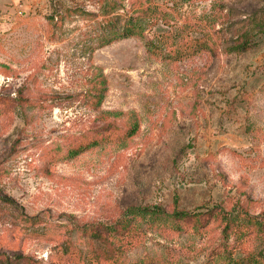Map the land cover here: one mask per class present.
Masks as SVG:
<instances>
[{
  "label": "rangeland",
  "instance_id": "374dc122",
  "mask_svg": "<svg viewBox=\"0 0 264 264\" xmlns=\"http://www.w3.org/2000/svg\"><path fill=\"white\" fill-rule=\"evenodd\" d=\"M100 1L0 0V96L10 99L0 104V264H108L97 230L145 207L220 209L261 226L240 241L219 222L201 232L189 220L145 223L131 261L212 264L230 246L264 254V33L246 52L224 51L264 22V0H144L168 16L151 39L169 31L219 47L184 57L140 38L100 47ZM99 73L96 110L87 91Z\"/></svg>",
  "mask_w": 264,
  "mask_h": 264
},
{
  "label": "trees",
  "instance_id": "16d2710c",
  "mask_svg": "<svg viewBox=\"0 0 264 264\" xmlns=\"http://www.w3.org/2000/svg\"><path fill=\"white\" fill-rule=\"evenodd\" d=\"M100 2L103 15L100 23L102 24V35L98 37L100 47H105L122 39L140 38L145 41L147 49L154 54L163 52L162 55L169 53V55L174 54L177 57H184L204 50L209 51L213 55H218L219 53V47L215 45L214 39H211L210 36L190 38L180 34L181 37H178L169 31H165L163 34L160 32V39H151L147 32L152 30L153 26H158L160 20L166 21L168 17L165 11L160 9L155 3H146L147 1L145 2L144 0H129L130 8L127 9L126 2L128 0H102ZM92 15L95 16L94 14ZM249 25L243 34L238 35L236 39L232 38L233 44H227L224 51L232 54L246 52L252 47L255 35L264 33V22L257 24L254 21ZM167 43L169 44V49L166 47ZM90 83L91 86L87 91V96L90 99V105L97 110L101 108L106 95V80L99 73L97 76L92 77ZM8 100L10 99L7 96H0V104H7ZM21 101H25V103L31 102L24 98H21ZM106 117L108 116H102V118ZM113 126L116 127V124L109 122L103 127L110 128ZM138 129L137 123H134L129 128V136H133ZM92 144L96 145L99 142L94 141ZM92 144H88L82 149H86ZM188 220L194 221L193 229L197 232L206 229L212 224L211 222L224 224L223 232L226 237L228 238L231 235L235 237V240L240 241L250 239V237L253 238V234H256L257 231L259 232L261 226L257 219L247 218L245 222H242L238 217L232 218L220 209H212L204 213H167L159 208L145 207L134 209V211L125 216V220L116 222L112 227L97 230V236L105 243H108L112 250L111 257L113 258L108 264H168L161 258L131 261L127 258V254L131 248L139 244L141 240L140 233L143 231L142 224L160 226L163 221L165 223L168 221L183 223ZM237 247H225L220 249L215 255H211L212 264H264V254L261 252L259 255L256 252L248 251V253L244 252L242 256H238V253H236Z\"/></svg>",
  "mask_w": 264,
  "mask_h": 264
}]
</instances>
